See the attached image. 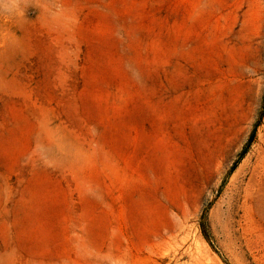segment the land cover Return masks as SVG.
<instances>
[{"label": "rangeland", "instance_id": "rangeland-1", "mask_svg": "<svg viewBox=\"0 0 264 264\" xmlns=\"http://www.w3.org/2000/svg\"><path fill=\"white\" fill-rule=\"evenodd\" d=\"M0 264H264V0H0Z\"/></svg>", "mask_w": 264, "mask_h": 264}]
</instances>
